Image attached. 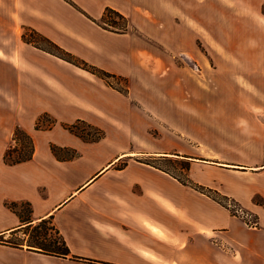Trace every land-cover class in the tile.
<instances>
[{
  "label": "crops",
  "instance_id": "0c3cea01",
  "mask_svg": "<svg viewBox=\"0 0 264 264\" xmlns=\"http://www.w3.org/2000/svg\"><path fill=\"white\" fill-rule=\"evenodd\" d=\"M158 2L162 8L170 4ZM106 6L126 17L124 32L100 24ZM150 9L140 0H0V249L19 255L0 264H37L39 258L24 255L26 251L70 264H264V88L259 82L257 96L229 85L223 97V121L228 123L222 130V162H217L222 173L217 185L209 176L204 183L248 211L255 225L159 165L120 163L135 152L128 147L138 133L131 93L141 81L135 76L145 78L146 72L140 55L150 50L147 38L167 45L168 37L152 31L156 24L145 16ZM23 25L90 64L128 77V94L24 42ZM237 36L238 44L227 49L230 57L241 70L263 71L264 49H247L245 36ZM235 65L230 58L225 68ZM232 104L237 108L232 110ZM44 112L58 123L37 129L36 120ZM78 119L102 126L104 137L87 142L61 125ZM238 119L245 123L231 124ZM16 124L32 136L34 152L26 161L7 164L3 154ZM51 143L74 148L78 155L58 159ZM171 146L157 145V152L180 156ZM200 182L194 184L203 186ZM18 202L28 204L26 218L8 206ZM42 220L62 235L69 256L98 262L47 255L7 241L19 233L29 235L27 228Z\"/></svg>",
  "mask_w": 264,
  "mask_h": 264
},
{
  "label": "rangeland",
  "instance_id": "374dc122",
  "mask_svg": "<svg viewBox=\"0 0 264 264\" xmlns=\"http://www.w3.org/2000/svg\"><path fill=\"white\" fill-rule=\"evenodd\" d=\"M140 1L151 8L145 10V16L156 24L153 25L156 30L152 31L168 38L167 45L147 38L150 50L144 51L145 56L140 55V63L146 72L145 78L135 76L137 81H141L136 82L131 93L134 106L132 123L138 133L131 138L128 147L129 151L135 152L127 154L120 163L123 160L150 161L189 184L203 181L200 183L206 192L212 188L209 193L224 200L222 195L213 191L217 189L204 184L209 176L217 185V179L222 173L218 168L220 163L217 162H222V130L224 124L228 123L223 121V97L228 96V87L233 83L246 89L248 96L258 95L260 88H255L257 82L264 88V70L260 67L241 70L227 49L233 47L234 43L238 44L236 40L240 34L241 38H246L244 44L247 49H264V0H167L170 4L166 8H162L158 0ZM112 20L122 23V19L112 15L104 24L108 26L112 24ZM164 24V29L160 30ZM24 27L30 26L23 25L21 34L25 31L33 39L35 36L32 31ZM182 53H188L190 57H184ZM74 56L84 60L76 54ZM230 58L236 65L228 70L225 64ZM79 59L75 61L80 63ZM113 74L115 75L99 77L106 85L128 94V77ZM247 76H251L256 82H250ZM245 106L243 105L244 108ZM248 106L253 108L252 105ZM231 108L233 110L237 105L232 104ZM258 110L253 108V111L260 113ZM49 120V117H45L39 123L40 126ZM244 123V120L239 119L231 122L232 125ZM85 130L89 136L97 134L89 126H85ZM10 144H14L12 134L6 148ZM155 144L172 145L171 149L177 148L180 156L160 154ZM153 146L156 151H152ZM106 150L109 151L108 148ZM71 153L70 150L62 151L64 156ZM191 160L195 162L193 165ZM12 207L19 213L22 212L25 218L28 215V204L18 202ZM27 230L25 231L29 235L19 233L9 236L7 241L25 244L27 241L40 242L48 246L57 240V234L50 223H42L37 230L35 227ZM25 254L38 257L37 264H70L57 258L52 262L45 261L41 259L44 255L28 251ZM16 256L19 255H9L0 249V262L6 257Z\"/></svg>",
  "mask_w": 264,
  "mask_h": 264
},
{
  "label": "trees",
  "instance_id": "16d2710c",
  "mask_svg": "<svg viewBox=\"0 0 264 264\" xmlns=\"http://www.w3.org/2000/svg\"><path fill=\"white\" fill-rule=\"evenodd\" d=\"M112 15H116L118 18L122 19V23L119 24L117 21L112 20V22H110L112 24H110L108 26L105 25L104 23L107 22V18L111 17ZM100 24L102 26H104L105 28H108V29H111L114 31H118V32H124L127 29L126 17L110 6L105 7L103 14H102V17L100 19ZM24 28L32 31V33L35 36L33 39L32 38L30 39L25 34V31L22 32L21 38L25 42L31 43L32 45H34L38 48L44 49V50H46V51H48V52H50V53H52V54H54L60 58H63L65 60L69 61V62H72L75 65H79V66L91 71L92 73H94L98 76L104 77V76H114L115 75V74L110 73V72H108V71H106V70H104V69H102L96 65L89 64L85 60H80L79 58L74 56V54H72L70 51L62 48L56 42H54L51 39H49L48 37L44 36L43 34L38 32L34 28H32V27H24ZM78 59L80 60V63L75 61ZM45 117H49L51 120H49V122L46 123L45 125L40 126L39 123ZM56 123H57V120L55 118H52L48 113L44 112L40 115V117L36 121L35 127L37 129H49L53 125H55ZM61 125L64 128H66L68 131H70L71 133L75 134L76 136H78L79 138H81L82 140L87 141V142L98 141L102 137H104V134H105V132L102 128H100L96 125L90 124L83 119H78V120L71 122V123L61 122ZM85 126H87V127L89 126L90 128L94 129L97 134L95 136H89L88 132L86 130L84 131ZM12 140L14 141V144H10L5 149L4 154H3V161L5 163L16 164V163H20V162H23V161H26V160L32 158V155L34 152V142H33L32 136L18 124H16L14 126V129L12 132ZM50 149H51L53 155L58 159H70V158H73V157L78 155V152L74 148L63 147V146L57 145L55 143L50 144ZM64 150H70L72 153L68 156H64V155H62V151H64ZM146 162H148V161H146ZM183 182L187 183V181H183ZM190 185L194 186L195 188H197L198 190H200L204 193H207L210 196H213L218 201L223 203L221 198H218L217 196H214V195L209 193L210 189L208 190V192H206L204 190V186H202V185H197L194 183H191ZM8 206L13 209V207H12L13 204L8 203ZM45 222H46L45 220H42V221L38 222L37 224L33 225L31 228L35 227L37 230V227L39 228L40 225L42 223H45ZM55 232L57 234V240H54L50 245L44 246L40 242L30 243L27 241L28 249L43 252L46 254L57 255V256H63V257L69 256V248H68V245L66 244L64 238L58 232V230H55ZM14 243H16V242H14ZM19 243H22V242H19ZM69 257L74 258V259L84 260V261L98 262L96 260H92L90 258H84V257H80V256H69Z\"/></svg>",
  "mask_w": 264,
  "mask_h": 264
},
{
  "label": "built area",
  "instance_id": "2783aa9c",
  "mask_svg": "<svg viewBox=\"0 0 264 264\" xmlns=\"http://www.w3.org/2000/svg\"><path fill=\"white\" fill-rule=\"evenodd\" d=\"M223 202L232 214L240 216L249 225H255L256 222L252 219V215L238 205L233 199L227 197Z\"/></svg>",
  "mask_w": 264,
  "mask_h": 264
},
{
  "label": "bare ground",
  "instance_id": "6f19581e",
  "mask_svg": "<svg viewBox=\"0 0 264 264\" xmlns=\"http://www.w3.org/2000/svg\"><path fill=\"white\" fill-rule=\"evenodd\" d=\"M188 55V54H187ZM91 181V180H90Z\"/></svg>",
  "mask_w": 264,
  "mask_h": 264
}]
</instances>
